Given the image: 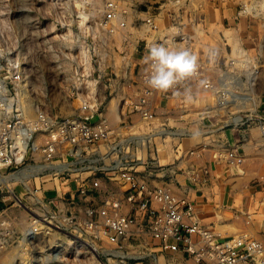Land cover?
<instances>
[{"label":"built area","instance_id":"obj_1","mask_svg":"<svg viewBox=\"0 0 264 264\" xmlns=\"http://www.w3.org/2000/svg\"><path fill=\"white\" fill-rule=\"evenodd\" d=\"M119 2L108 0L102 16L72 24L71 46L61 59L67 64L60 92L65 104L55 107L71 114L54 116L34 103L0 104L8 114L0 118V168H29L23 183L27 199L11 190L16 258L20 264H131L147 255L181 251L198 264H264V243L250 233L224 237L201 223L195 203L172 191L171 164L160 156L171 137V100L179 99L178 109L189 116L196 87L212 102L203 107L206 117H219L224 128L249 136L257 129L253 139L264 150V102L261 97L257 106L244 102L249 93L258 96V72L245 66L252 64L245 56L228 55L224 66L197 57L194 77L167 93L152 89L144 62L149 45L179 42L157 34L149 9L131 23V10ZM131 25L144 38L130 36ZM143 52L137 62L135 54ZM16 79L23 80L21 72ZM211 141H203L202 152L211 151ZM212 156L220 166L238 167L240 160L226 145ZM190 173L196 185L207 181L194 169ZM46 185L54 195H40Z\"/></svg>","mask_w":264,"mask_h":264},{"label":"rangeland","instance_id":"obj_2","mask_svg":"<svg viewBox=\"0 0 264 264\" xmlns=\"http://www.w3.org/2000/svg\"><path fill=\"white\" fill-rule=\"evenodd\" d=\"M107 2L108 0H0V104L34 103L54 116L71 114L69 110H56L55 107L58 104H65L64 96H61L60 92L64 87L62 80L66 77L67 64L61 59L65 58L66 52L64 51L71 46L72 38L69 39V37L73 33L72 24L82 25L76 4L81 5L86 19H94V17L96 19L102 16ZM174 2L176 1L120 0L119 4L123 9L131 10L132 14L129 16L131 23L137 15L144 18L149 9L150 13L155 14L157 20V34L161 37L169 34L171 39L179 42L178 45L173 44L174 46L185 49L190 47L188 50L199 59L208 62L213 59L219 66H224L228 55L236 57L246 55L245 57L252 64L245 66H249V70H255L259 75L255 87L258 96L255 95L253 104L255 100L256 104L260 103V97L264 102V10H261L264 9V0H180L179 6ZM135 9L138 10L136 14H134ZM72 16L75 20L71 19ZM138 31L133 29V26L130 28V36L137 41L144 38ZM233 34L238 38L237 40ZM115 38L118 37L115 36ZM235 41L239 45L235 44ZM143 44L144 40H140V46ZM236 45L242 47V52L240 47L236 49ZM232 53L235 54L232 55ZM240 53L241 55H238ZM143 55L145 52L140 55L135 54V60L138 62ZM242 70L245 71L241 68ZM18 72H21L23 80L16 79ZM255 80L256 77L252 84H255ZM23 83L27 86H22ZM25 88L33 93L26 95L21 93L20 89L22 91ZM46 89L48 93L43 94L42 92ZM195 90L197 97L195 96L192 101L194 109L189 112V116H186L184 110L178 109L181 107L179 99L171 100V132L181 133V137L186 134L188 126L198 127L203 124L204 120L209 121L211 117L213 118V116L206 117L203 111V107L212 104L211 100L205 97V92L201 88L196 87ZM7 115L5 111H0L1 119ZM183 116L185 119L182 118ZM181 137L171 135L160 148L161 162L171 164V171L174 175H188V172L194 169V165H191L193 162L191 151L198 152L203 149V143L194 145L190 147V153L184 155L180 143ZM187 141L188 144L193 143L191 140ZM189 155H192L191 159ZM230 167V164L221 166L219 175L222 176L223 172L231 169ZM236 168L238 170V167ZM27 169L29 168L25 164L17 168H0V264H20L11 247L9 217H11L10 211L16 210L11 190H14L23 201L27 199V188L20 186L19 181L13 179L14 176L23 175V172L28 174ZM231 172L230 170L229 173ZM9 176H11V181L7 185L3 182V178ZM45 179L48 180V178ZM32 184L34 185V182ZM202 184L204 183L197 185ZM44 189L45 191H42L40 195L55 194L51 185H46ZM21 210L17 214L19 215L18 227L22 230L25 215ZM228 210L222 214L230 218L231 213ZM216 232L224 237L233 235L229 230V233L227 230L221 231L220 229ZM194 261L175 259L162 253H156L147 255L141 261L130 263L198 264L196 260Z\"/></svg>","mask_w":264,"mask_h":264},{"label":"crops","instance_id":"obj_3","mask_svg":"<svg viewBox=\"0 0 264 264\" xmlns=\"http://www.w3.org/2000/svg\"><path fill=\"white\" fill-rule=\"evenodd\" d=\"M232 10L235 11L234 8ZM216 52L218 53V50ZM169 112L171 113V111ZM169 119L171 121V118ZM200 126H188V130L181 137L180 143L183 154L188 155L191 146L200 145L206 139L212 140L213 148L211 151L196 152V155L193 154L191 164L194 165V170L201 179L207 180V183L196 185L192 181L190 172L188 175H174L171 172L172 191L193 201L198 209L201 223L214 229L215 232L217 229L221 230V227L228 225L226 230L227 232L230 230V234L246 231L264 243V206L260 204L262 197H264V181L262 180L264 176V150L258 149L255 145L253 137L257 136V129H253V134L249 136L248 132L246 134L234 127L224 128L218 117H211L209 121L204 120ZM168 128H171V122H168ZM187 140H191L193 143L188 144ZM223 145L234 151L240 160L237 163L238 170L233 165L230 167L231 173H229L230 170H227L220 176L219 169L225 165L223 163L220 166L212 154ZM189 157L191 159L192 155ZM190 159L188 160L189 164ZM27 182L28 178L25 182L21 180L18 183L21 186ZM227 209L231 213L230 218L224 217L225 214H222ZM229 227L232 228L229 229ZM165 255L175 259L194 261L191 256L181 251L166 253Z\"/></svg>","mask_w":264,"mask_h":264},{"label":"clouds","instance_id":"obj_4","mask_svg":"<svg viewBox=\"0 0 264 264\" xmlns=\"http://www.w3.org/2000/svg\"><path fill=\"white\" fill-rule=\"evenodd\" d=\"M144 62L149 65L148 85L160 93L173 90L197 73V57L167 41L149 45Z\"/></svg>","mask_w":264,"mask_h":264},{"label":"bare ground","instance_id":"obj_5","mask_svg":"<svg viewBox=\"0 0 264 264\" xmlns=\"http://www.w3.org/2000/svg\"><path fill=\"white\" fill-rule=\"evenodd\" d=\"M193 3H195V2H193ZM195 5V4H194ZM76 7H77V9H78V11H79V13L78 14H80V16H81V19H82V24L84 23V19H86V15H84V12L82 11V7H81V5H79V4H76ZM262 8H263V6H262ZM76 9V10H77ZM194 9V8H193ZM261 10H264V9H261ZM75 11V10H74ZM248 11V10H247ZM229 30V29H228ZM230 32V31H229ZM234 35V34H233ZM66 36V35H65ZM64 36V37H65ZM168 36H169V34H168ZM235 36V35H234ZM234 36H231V37H234ZM69 37V36H68ZM235 38H236V40L238 39L236 36H235ZM70 39V38H69ZM68 39V40H69ZM188 39V38H187ZM233 40V39H232ZM235 40V39H234ZM239 41V40H238ZM69 42V41H68ZM234 42V41H233ZM237 41H235V44H237L236 43ZM239 43V42H238ZM67 44V43H66ZM237 45H239V44H237ZM237 45H236V49L238 48L239 49V47H240V51L242 52V47L241 46H239V47H237ZM235 50V49H234ZM238 52V51H237ZM235 53H236V50H235ZM234 53V54H235ZM233 53H232V55H234ZM242 54H244V53H242ZM238 55H241V53L240 54H238ZM235 56V55H234ZM243 56V55H242ZM246 56V55H245ZM248 56V55H247ZM238 57H240V56H238ZM246 58V57H245ZM247 59V58H246ZM256 72V71H255ZM254 79H255V76L253 77V80H252V82L254 81ZM253 86V84H251V87L250 88H252L253 90H254V87H252ZM254 98H255V96H252V94H250L249 93V95H248V99L246 100H244V102L246 103V105H248V106H257V105H259V103H257L256 104V100H255V103L253 104V100H254ZM258 102V101H257ZM110 114H112V113H110ZM170 135H180V137H181V133H175V132H171L170 133ZM183 136V135H182ZM176 138V137H175ZM168 140V139H167ZM160 156H161V152H160ZM25 170V169H24ZM27 171V170H26ZM19 172H21V171H19ZM22 174V173H21ZM19 175V174H18ZM22 176V177H21ZM21 176H14V178L13 179H15V181H21V180H24V182H25V180L28 178V174H27V172H23V175H21ZM11 181V176H9L8 178H3V182H6L7 183V185H8V183ZM19 223V222H18ZM227 225V224H226ZM226 225H223V226H226ZM220 226V225H219ZM230 226V225H229ZM232 227H229V229H231ZM226 229H228V225L226 226V227H221V230L223 231H225ZM230 231V230H229ZM2 262V261H1Z\"/></svg>","mask_w":264,"mask_h":264}]
</instances>
